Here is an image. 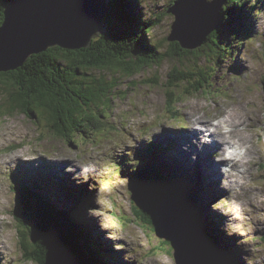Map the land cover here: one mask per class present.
<instances>
[{
    "label": "rangeland",
    "instance_id": "1",
    "mask_svg": "<svg viewBox=\"0 0 264 264\" xmlns=\"http://www.w3.org/2000/svg\"><path fill=\"white\" fill-rule=\"evenodd\" d=\"M173 1L142 0L129 13L126 8L134 20L135 11L140 13V21L152 20L154 26L146 37L159 54L174 44L167 41L175 21L167 13ZM256 3L258 7L245 22L250 28L248 37L241 45L230 41L224 53L212 46V51L202 52L199 59L200 54H191V61L180 65L179 61L166 60L130 77L86 71L89 81L107 82L115 89L109 101L103 103L102 112L101 100L88 110L100 114L101 130H92L70 142L57 137L41 115L32 120L18 111L8 113L5 94L10 87L0 86V264H37L23 259L18 226L26 225L15 220L24 214L15 216L17 199L13 192L22 182L33 187V181L41 186L36 189L60 209L75 208L87 197V204L79 208L81 215L103 253L118 258L115 264H179L174 244L157 231L142 228L132 215L134 174L140 167L137 164L149 157L154 162L159 156L156 145L162 147L155 148L170 165L168 168L182 174L184 181L193 182L202 210L200 192L207 197L203 210L210 223L207 231H215L210 237L216 246L211 243L221 256L233 264H264V0H253L252 4ZM120 4L119 0H110L105 25L117 24L118 16L125 22ZM67 17L57 18V25L68 28L64 20ZM225 38L223 35L222 41ZM194 63H198L196 67ZM176 66L189 74V82L169 85V73ZM3 73L7 72L0 70ZM198 73H203V78ZM196 87L201 91L185 94ZM229 114L235 125L229 121ZM194 118L203 123L196 124ZM219 118L221 125L234 128L245 138L244 143H237L230 137L231 132H223L240 147L238 150L231 143L222 144L215 154L209 153L205 141L204 154L192 145L186 147L187 138L179 135L182 131L187 135L198 131L205 137L202 126ZM213 129L209 126L207 130ZM216 139L213 148L218 147ZM229 148L231 158L236 159L234 164L231 161L235 160L229 159V163L224 159ZM221 167L223 173L232 171L220 174ZM28 226H34L32 219Z\"/></svg>",
    "mask_w": 264,
    "mask_h": 264
},
{
    "label": "trees",
    "instance_id": "2",
    "mask_svg": "<svg viewBox=\"0 0 264 264\" xmlns=\"http://www.w3.org/2000/svg\"><path fill=\"white\" fill-rule=\"evenodd\" d=\"M12 1L0 0V26L4 20V8ZM119 1L125 22L123 23L122 18L118 16L115 19L117 24L106 25L105 33L92 41L88 49L68 52L60 48H50L46 52L29 57L16 72L0 74V86H9L12 90L7 89L5 94L8 113L18 111L32 120L41 115L49 129L67 142L76 137L81 138L92 130L100 131V114H93L88 110L92 106H98L96 104L98 100H101L99 104L102 112L105 109L103 103L109 101L115 87L107 82L89 81L86 71H109L130 77L146 67L160 66L166 60L179 61L178 65H180L191 61L188 57L191 54H200L199 59L204 54L202 52L212 51V46L225 51L230 41L232 44L241 45L243 39L248 37L250 28L245 22L248 15L258 7L257 3L252 4L253 0H226L221 11V17L227 29L225 33H222L224 31L222 22L220 30L210 34L200 50L184 51L174 43L169 44L168 51L159 54L158 48H154L146 37L154 26L152 20L140 21V13L137 11H135L134 20L126 11V8L129 13L133 6L139 7V2L142 0ZM259 1L261 3L263 0ZM223 35L226 38L222 41ZM218 55L219 53L216 55L217 58ZM197 64L194 63L193 67ZM197 75L203 78V73ZM175 82H189V74H186L179 66L169 73V85ZM197 84L202 83L198 81ZM191 91L201 90L196 87V90H188L185 94H190ZM155 147L162 148L156 145L155 150ZM156 152L161 159L158 158L153 162L149 157L137 164L140 167L134 174L136 179L131 197L133 218L142 228L149 231L155 230L162 235L157 228L156 219L150 215L162 201L173 200L180 209L186 210L195 218L201 229L209 235L208 239L214 243L210 234L215 231L209 233L207 231L210 224L209 218L198 205L197 190L192 187L193 182L184 181L183 175L174 169L150 167L168 165L166 160L163 161L162 154L158 150ZM146 155L150 156L149 151ZM185 174L188 173L185 172ZM31 183L33 185L31 188L23 182L14 188L17 199L15 216L24 214L23 217H16L15 220L21 225H26V227L18 226L19 242L25 261L53 264L54 252L58 248H64L80 264L118 262V258L105 255L90 234L81 215L82 211L79 210L87 204V197L83 201L80 200L75 208L60 209L36 189L40 186L37 181ZM82 192L88 193L87 190ZM76 199L79 200L77 196ZM30 219L34 221L33 227L28 226ZM213 245L216 246L215 243Z\"/></svg>",
    "mask_w": 264,
    "mask_h": 264
},
{
    "label": "water",
    "instance_id": "3",
    "mask_svg": "<svg viewBox=\"0 0 264 264\" xmlns=\"http://www.w3.org/2000/svg\"><path fill=\"white\" fill-rule=\"evenodd\" d=\"M22 2L23 0H13L4 10L6 19L0 27L1 71L19 68L30 56L46 52L50 48L88 49L91 42L106 31L104 18L109 11L110 0ZM225 2L226 0L174 1L167 9V13L175 18L167 41L179 44L183 50L202 48L208 36L220 30L223 21L221 11ZM119 12L122 15V8ZM62 15L69 17L64 19L68 22V28H62L56 23L57 18ZM18 17H21V21ZM150 217L156 219L161 234L174 244L179 264H229L212 245L195 218L186 210L180 209L173 200L162 201ZM52 260L53 264H80L64 248H58Z\"/></svg>",
    "mask_w": 264,
    "mask_h": 264
},
{
    "label": "bare ground",
    "instance_id": "4",
    "mask_svg": "<svg viewBox=\"0 0 264 264\" xmlns=\"http://www.w3.org/2000/svg\"><path fill=\"white\" fill-rule=\"evenodd\" d=\"M6 8V7H5ZM5 8H4V10H5ZM3 18H4V20H3V22L5 21V19H6V17H5V14H3ZM3 24V23H2ZM2 26V25H1ZM0 26V27H1ZM106 27V26H105ZM225 113V112H224ZM227 116V115H226ZM194 117V116H193ZM216 117V116H215ZM214 118V117H213ZM226 118V117H225ZM220 119V118H219ZM229 121H231V123L232 124H234L235 123V120L230 116V114H229ZM227 120H228V118H227ZM194 121H195V123L196 124H198V123H200V124H202L203 122L202 121H200V119L198 120V119H196V118H194ZM221 121V120H220ZM220 121L218 122V124H214L213 123V120H211V121H208V122H210V123H206V124H204L203 126H202V128H204V131L206 132V143L208 144V147H209V153H210V151H213V153L215 154L217 151H219L218 149H221V145L222 144H231L232 142H231V140H228L224 135H223V132H231V134H230V137L231 138H234L235 140H236V142L237 143H239V142H243L244 143V141H245V138H243L242 136V134H239V133H237L238 131L236 130H233V129H229V130H225V128H228V126H223V125H221L220 124ZM235 125V124H234ZM198 126V125H197ZM209 126H212V127H214V129L212 130V132H209L207 129H208V127ZM198 128V127H197ZM197 130H199V128L197 129ZM188 133H190V132H188ZM179 135H182V139H183V136H184V140H186V138H187V140L185 141V145H186V147L188 146V145H192V146H194V147H196V149H195V151H197L198 150V152H201L200 154H204L205 153V144H204V142H202L201 141V137L203 136V135H201V132H198V131H192V133L190 134V135H187L184 131H182V133L181 134H179ZM178 135V136H179ZM194 137V138H193ZM204 137V136H203ZM216 137H218V139H219V142L217 143V141H216V143H217V145H218V147L217 148H213V139L214 140H217L216 139ZM233 144V143H232ZM231 146H233V148H235V150H238L240 147H237L236 145H231ZM239 146V145H238ZM228 149V148H227ZM229 150H231V152L230 153H232V149L231 148H229ZM228 150V151H229ZM165 151H167V150H165ZM228 151H227V153H228ZM208 153V154H209ZM167 157V156H166ZM158 158H160V157H157V159ZM163 158V157H162ZM161 159V158H160ZM164 160H166L165 158H163ZM162 159V160H163ZM230 160H235V161H231V163L232 164H234V163H236V159H232V158H230ZM211 163V162H210ZM213 166H217V164H215V163H211ZM220 169V168H219ZM209 171V170H208ZM207 177L209 176V175H206ZM225 185V184H224ZM229 185V184H228ZM202 191L200 192V194H201V197H200V203H201V206L203 207V210L205 211V207H206V205H204V202H207V197H205V196H203L202 195ZM226 200H224V202H225ZM37 220V219H36ZM236 240V239H235ZM226 252V251H225ZM226 257V256H225ZM224 258V257H223ZM227 258V257H226ZM229 258V257H228ZM225 259V258H224ZM226 260V259H225ZM228 260V259H227ZM226 260V261H227ZM231 261V260H230Z\"/></svg>",
    "mask_w": 264,
    "mask_h": 264
}]
</instances>
